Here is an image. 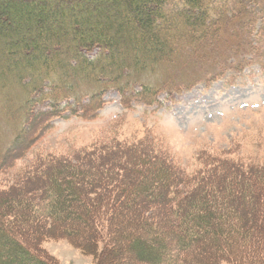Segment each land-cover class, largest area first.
I'll use <instances>...</instances> for the list:
<instances>
[{
    "label": "trees",
    "instance_id": "1",
    "mask_svg": "<svg viewBox=\"0 0 264 264\" xmlns=\"http://www.w3.org/2000/svg\"><path fill=\"white\" fill-rule=\"evenodd\" d=\"M30 1L17 10L16 0H0V57L23 61V82L32 84L24 123L39 120L51 127L57 118H95L107 93L117 94L124 107L156 106L160 95L173 97L223 79L228 68L242 74L264 59V0H120L126 7L133 2L145 16L130 20L124 9H110L111 17L129 19L116 29H105L99 16L95 27L86 17L75 21L88 16L89 0ZM74 1L81 7L67 5ZM93 1L91 11L103 15L96 11L104 0ZM71 22L79 25L68 27ZM127 30L137 36L122 42L117 35ZM144 45L150 55L133 54V47ZM228 49L234 55L230 64ZM181 65H214L220 71L178 82L187 77L179 75ZM80 83L89 87L79 90ZM26 124L1 164L31 144L25 135L32 123ZM109 146L81 155L125 151L140 159L131 145ZM143 152L145 167L129 169L137 182L124 183L120 169L104 177L49 159L33 166L34 175L24 174L27 185L0 190V264H57L38 246L48 236L68 239L86 252L100 239L104 250L116 247L101 264H117L124 255L139 264H264V162L213 158L187 174L166 156ZM100 194L110 196L108 205Z\"/></svg>",
    "mask_w": 264,
    "mask_h": 264
},
{
    "label": "rangeland",
    "instance_id": "2",
    "mask_svg": "<svg viewBox=\"0 0 264 264\" xmlns=\"http://www.w3.org/2000/svg\"><path fill=\"white\" fill-rule=\"evenodd\" d=\"M16 1L18 3L17 10L31 2L30 0ZM56 1L58 2V0H53L48 4L54 5ZM122 2L128 3L125 0ZM92 3H94L92 0L84 3L88 5V16L81 15L80 18L77 16L75 21L80 22L86 17L90 25L95 27L96 22L93 19L99 16L100 22H105L102 24L105 29H109V27L116 29L121 22L124 25L129 19L137 21L145 16L138 14V11L133 9V2L126 7L121 6L123 3L120 0L118 2L117 0H104L101 3L102 6L96 11L104 16L91 11L93 7H96L91 5ZM67 5L81 7L75 1ZM174 5L171 7L172 10H176ZM139 6L142 7L143 4ZM6 7L10 9V4ZM110 9L125 10L129 19L125 21L123 16L121 20L111 17L113 14ZM36 10L39 8L34 9V11ZM75 11L77 12V10ZM78 25L79 23L71 22L67 26ZM144 35H146V40L147 38L151 39L148 32ZM117 36H120L118 38L123 42L129 41L130 37L137 36V34L133 30H127ZM262 37L263 40L260 42L264 57V34ZM1 40L3 38H0V42H2ZM139 48L140 46L133 47V54H151L146 51V45L143 49ZM226 53L230 55L228 62L230 64L234 60V55H231L229 49ZM182 67L181 65L180 68ZM25 69V65L20 59L13 62L9 57H0V164L1 157L5 156L13 147L16 134L25 130L26 123H32L30 129L27 128L25 135L31 144L24 143L21 148L17 149V152L13 153V155L17 154L16 157L13 156L1 164L0 190L27 185L29 176L24 174L28 171L32 174L33 166L44 160L49 162L51 159H60L63 160V163L67 161L68 164L79 165V168L84 166L104 177L110 173L109 171L115 172L116 169H120L119 171L126 177L124 183L128 179H134L132 173L129 172L130 168L133 170L138 165L137 169L140 170L145 167H141L140 164L144 158L142 153L145 152L143 151L148 152L146 154L154 158L157 155L166 156L170 162L187 174L199 171L205 165L210 164L213 158L232 159L246 165L264 162V59L258 64H253L242 74L228 68L230 72H227L223 79L220 78L208 84H197L177 96L160 95L161 102L158 107L142 104L124 107L115 93H107L104 97L106 104L97 112L98 116L95 118L82 119L74 116L57 118L53 120L51 127H47L44 122L39 120L24 123L26 112L22 109L24 102L29 100L30 95L27 93L32 89V84L26 86L23 82L24 77L20 74L26 71ZM214 71L219 72L220 69L214 65L184 67L180 70L179 75L186 72L187 77L178 78V82H188L194 76L206 78ZM83 86L84 89L89 87L87 84L80 83L79 90ZM115 143H124L126 146L135 147L137 149L135 151H139L137 156H140V159L122 149L123 152H119L118 155L117 153L112 154L109 157L100 158L96 152L92 157L81 155L83 152L102 147H104L103 150H106L113 146L109 145ZM105 152L108 153V151L103 153ZM103 153L101 154L104 155ZM62 166L64 167V164ZM109 194L111 193L109 192ZM104 195L106 194H100V201L108 205L110 196L107 195L106 199ZM127 202L126 204H128ZM104 242L100 239L97 246H92V249L94 247L93 251L86 252L80 247H76L68 239L48 236L38 246L57 264H101V261L108 260L107 252L116 249L114 247L113 250H108V248L104 250ZM115 252L113 254L117 257L118 254ZM119 263L139 264L138 260L127 258L125 255L117 262V264ZM219 263L217 262V264ZM220 264L228 263L221 262Z\"/></svg>",
    "mask_w": 264,
    "mask_h": 264
}]
</instances>
